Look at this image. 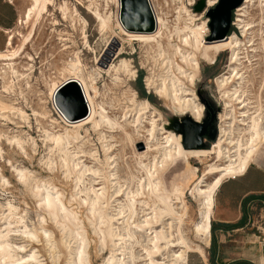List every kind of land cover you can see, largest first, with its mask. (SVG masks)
I'll return each instance as SVG.
<instances>
[{
  "label": "rangeland",
  "instance_id": "rangeland-1",
  "mask_svg": "<svg viewBox=\"0 0 264 264\" xmlns=\"http://www.w3.org/2000/svg\"><path fill=\"white\" fill-rule=\"evenodd\" d=\"M197 1L152 0L157 10L168 20L170 28H172L171 24L175 20L176 11L181 4L197 15L198 22L206 19L208 32L204 38L208 40L209 18L206 12L216 4L217 0L212 6H208L207 1L204 0V9L201 11L194 9ZM4 2L9 4L12 9L3 5ZM29 5L30 0H0V19L7 20L12 17L10 27L0 25V51H5L9 34L13 36L12 48L18 49V55L13 60L0 59V98L5 103H11L23 112L22 118L20 113L16 111L15 113L3 111V114L7 116L0 117V129L3 133L0 136V233L7 235L5 238L12 246H16L15 249L21 247L16 250L18 252H16L18 254L16 258L22 256L25 259L29 255H33L34 258H30L28 264L66 263L69 246L72 245V242L69 238L71 243L69 242L68 247L64 243L63 231L59 226L61 219L60 217L53 219L48 213L39 195V188H36V185L39 184L42 187H48L49 190L60 191L64 206L75 211L84 225L88 236L87 264H106L111 244L109 240L105 244L100 242L98 235L93 232L88 218L90 217L88 214L89 205L79 203L78 198V196L85 197L83 191L79 192V190L83 186H88V177L92 174L86 176L83 182L77 184L75 174L71 170H67L66 167L61 166L58 152L55 148H52V141L45 139L46 133L44 130L47 133H57L63 132L67 128L70 135L77 136L70 139L71 150L76 152L77 160H80L81 164L99 169L98 174L92 175L93 185L95 188L105 185V194L108 196L113 192V186L111 187L107 176L109 169L106 165L102 145L111 144L110 151L106 153L114 155L115 161L112 165H115V167L111 168V171L117 173L122 184L124 176L126 177L131 173L136 177L141 175L142 170L136 162L134 151L143 150L144 144L136 139L133 142L126 140L122 128H107L105 125L93 127L90 121L74 131L71 126L62 120L57 111L58 109H55L54 97H50V87L53 83H59L63 80V75H67L66 71L62 72L66 60L78 53L77 56L82 64L83 73L86 75L92 73V77H94L97 90L95 100L101 103L108 114L115 116L120 123H125L122 115L127 108L132 106L127 104L130 102L129 99H131L133 93L137 100H147L151 109L159 112L161 116L157 122L160 126L162 122L168 124V119L171 116L180 117L185 114L174 113L167 102L153 92L152 86L147 85V77L150 76L156 81L159 73L163 70L160 58L155 54L153 47L144 46L141 42L129 39L121 33L116 24L117 8L113 1L110 0L106 3V0H51L48 12L43 15V18H39L35 22L34 18L27 22L25 20L21 23L18 22ZM240 5L235 7L236 10L234 9L236 13L233 14V20L242 12V10H237ZM61 6L66 8V17L62 15ZM94 6H97L102 14L110 16L108 17L107 26L100 27L98 19L92 13ZM248 10L251 12V18L249 19L256 20L257 9L248 8ZM104 27L107 29L109 27L108 32ZM29 33L30 36L26 38ZM231 33L240 35V29L237 25H234L229 34ZM23 43L25 48L21 50L20 46ZM110 43H113L114 46ZM163 43H165V39ZM117 51L119 53L115 57ZM106 52L108 53L106 54ZM228 57L229 52L224 51L216 56L213 63L200 60V69L193 85L194 91L197 93V97L198 92L200 95L208 96L212 102L219 105V110L216 112L217 134L215 139L208 141L207 147L198 149L213 148L214 142L219 136L218 126L223 110V101L220 97L221 92L218 91L215 83V78L227 74L225 71L227 70ZM121 58L129 60L130 66H132L130 68L135 70L133 75L122 73L120 75L122 82H114L113 77L107 72L97 73L95 68H104L110 62L118 64ZM6 63H12L10 66L13 67L15 72H12ZM140 71L142 74L139 81ZM257 75H259L258 72L255 73V76ZM249 82H247L248 86L246 88L251 92V100H257V93L264 99V87L261 92L259 88L260 77H253L252 83ZM60 96H62L61 91L58 97ZM72 97L71 92H66L64 95L66 100H70L71 106L75 104ZM127 112H131L130 114L133 115L134 110ZM64 119L68 123L79 121ZM123 127L129 132L131 131L127 125H123ZM101 134L105 137L102 138ZM7 135L10 137L14 135L20 141H23L21 143L22 148L15 142L10 143L6 139ZM256 160H258L257 163L264 165V150L253 162H256ZM204 161L191 159L189 164H185L183 160L178 161L174 165L165 167L160 174L166 185V190L178 189L177 191L180 194L182 192L184 200L183 205L179 200L175 203L177 212L182 207L178 213H183V220L179 224L175 218L173 219L171 228L173 237L176 238L181 232L183 237L191 243H199V239L192 231L193 224L198 219L199 197L196 193H191L189 188L195 179L201 176ZM12 165L24 168L26 170L25 177L19 178ZM208 180L209 178L206 179V181ZM126 184L134 189L136 178L130 183L123 184V188ZM116 199L122 200L123 196H115V193H113L104 208L105 212H115L113 205L117 202ZM140 199L148 201L150 205L154 201V197L146 190ZM102 201L103 204H106L105 199H102ZM136 208L137 213L134 218L138 220L143 219L145 213L151 211L150 208L141 211L139 205ZM169 220H171L169 216H163L162 221L153 224L154 226L151 229L137 230L140 242L142 244L146 243V237L152 236L154 229H159L164 222ZM177 248L178 246L173 247V249ZM203 248L205 251V246ZM132 251L136 256L134 260L136 264H143L144 261L149 260V256L146 255L145 250L139 243L134 244ZM161 253L154 254L152 258L167 260L166 250ZM20 261L21 259L18 261L19 264H21ZM200 261L201 257L198 253L194 251L187 253V264H197ZM127 264H131V262L128 260Z\"/></svg>",
  "mask_w": 264,
  "mask_h": 264
},
{
  "label": "bare ground",
  "instance_id": "bare-ground-1",
  "mask_svg": "<svg viewBox=\"0 0 264 264\" xmlns=\"http://www.w3.org/2000/svg\"><path fill=\"white\" fill-rule=\"evenodd\" d=\"M107 1L110 0H106V3ZM111 1L115 3L117 8L116 24L121 33L129 39L141 42L144 46L153 47L155 54L159 56L163 70L159 73L156 81L150 76L147 77V85L152 86L153 92L163 98L174 113L189 114L196 121L201 119L204 106L198 100L197 93L193 88L196 75L200 69V60L213 63L220 52H229L227 70L225 71L227 74L215 78V83L218 91L221 92L220 97L223 101V110L218 126L219 136L214 142L213 148H183L180 134L166 129L164 127L166 122H162L161 126L158 125L157 121L161 116L159 112L151 109L147 100H137L134 93L129 99L130 104H127L132 106L127 108L122 115L125 123H120L115 116L108 114L101 103L95 100L97 90L94 77H92V73L87 75L83 73L82 64L77 56L78 53H75L66 60L65 66L62 68V72L66 71L67 75H63L62 81L53 83L50 87V97H54L57 106L61 109L58 101L59 92H62L70 82H75L81 89L87 106V114L85 117L77 119L79 120L77 122L68 123L57 110L60 117L74 131L90 121L93 127L105 125L107 128H122L125 139L130 142L135 141V139L142 141L144 149L134 151V157L142 173L138 177L132 173L126 177L124 176L121 184L117 173L111 171V168L115 167V165H112L115 161L114 155L106 153L110 151L111 144L102 145L106 165L109 169L107 176L111 187L113 186V192L108 196L105 194V185L98 188L93 185L92 175L98 174L99 169L81 164V161L77 160L76 152L71 150L70 139L77 136L70 135L67 128H65L63 132L57 133H47L44 130L46 133V135L44 134L45 139L52 141V148L57 150L61 166L66 167L67 170H71L75 174L77 184H80L86 176L92 174L88 177V186H83L79 190V192L83 191L85 197L78 196V198L79 203L89 205L88 214L90 217L88 218L93 232L98 235L100 242L105 244L109 240L111 244L106 264H127L128 260L131 264H136L134 262L136 256L132 251L136 243H139L145 250L146 255L149 256V260L144 261L143 264H187V253L189 251L203 255V246L209 243L214 193L218 185L224 178L234 177L242 173L248 164L257 159L258 155L264 150V99L257 93V100H251V92L246 88L248 86L247 82L252 83L253 77L257 76L260 77V92L264 87V0H244L241 3L237 10H242V12L235 18L233 23L240 29L239 36L231 33L224 39L212 41L204 38L208 32L207 20L198 22L197 15L190 12L182 4L177 11L175 10V20L171 24L172 28H170L168 20L157 10L152 0H144L152 21V28H147L128 27L123 20L124 0ZM206 1L208 6L214 5L216 2V0ZM50 4L51 0H30V5L18 22L21 23L23 20L27 22L32 18L35 19V22L37 19L43 18V15L48 12ZM248 8L257 9L256 20L249 19L251 18V12ZM61 9L62 15L66 17V8L61 6ZM92 13L98 19L100 27L108 25V17L110 16L102 14L97 6H94ZM30 33L26 38L30 36ZM12 38L13 36L9 34L5 51H0V59L13 60L18 55V49L12 48ZM164 39L165 43H163ZM110 45H113V43H110ZM24 48L23 43L20 49ZM118 53L119 51L115 53V57ZM6 64L12 72H15L13 67L10 66L12 63ZM130 67H132L130 61L121 58L118 64L110 62L104 68L97 67L95 69L98 74L101 72L109 73L114 82L119 81L120 83L122 82L120 77L122 73L130 75L135 73V70ZM255 71L259 75L255 76ZM54 107L57 109L55 104ZM129 110H134L133 115L130 114L131 112H127ZM3 111H10L11 113L16 111L20 113L21 118L23 117V112L18 107L13 106L11 103H5L0 98V117L7 116L3 114ZM8 121L10 122V120ZM123 125H127L131 131L125 129ZM1 135L3 133L0 129ZM101 137L104 138L105 136L101 134ZM6 139L10 143L15 142L22 148L21 143L23 141H20L14 135L11 137L7 135ZM191 159L205 160L201 176L196 178L189 188L191 193H196L199 197L198 219L194 222L192 228L195 236L199 239V243L189 242L181 232L176 238L173 237L171 231L173 219L175 218L179 224L183 220V213H178L182 207L179 210L178 206L179 211L177 212L175 203L179 200L183 205L184 200L182 192L180 194L177 191L178 189L166 190V185L160 175L165 167L182 160L185 164H189ZM12 167L19 178L25 177L26 170L24 168L14 165ZM135 178L134 189L129 184H126L123 188V184L130 183ZM208 178L209 180L206 181ZM40 187L42 186L36 185L48 213L53 219L57 217L61 219L59 226L63 231L64 243L68 247L70 240L72 242V245L69 246L68 258L65 264H87L88 236L84 225L75 211L64 206L60 191ZM145 190L154 197L152 205L148 201L140 199ZM113 193H115V196H123V199H116L117 202L113 205L115 212H105L104 208ZM102 199L106 200V204H103ZM137 205H139L141 211L146 208H150L151 211L145 213L144 216L142 215L143 219H135ZM10 206L12 207V205ZM163 216H169L171 220L164 222L159 229H154L152 231L154 234L147 236L146 243L142 244L137 235V230L151 229L155 223L162 221ZM66 229L67 231H65ZM6 236L5 233H0V264H19L20 259L21 264H28L30 258H34L33 255H29L25 259L22 256L16 258L18 247L15 249L16 246H12L5 238ZM175 246H178V248L173 249ZM163 250H166L167 260L152 258L156 253L162 254Z\"/></svg>",
  "mask_w": 264,
  "mask_h": 264
},
{
  "label": "crops",
  "instance_id": "crops-1",
  "mask_svg": "<svg viewBox=\"0 0 264 264\" xmlns=\"http://www.w3.org/2000/svg\"><path fill=\"white\" fill-rule=\"evenodd\" d=\"M257 161L216 188L209 243L197 264H264V165Z\"/></svg>",
  "mask_w": 264,
  "mask_h": 264
},
{
  "label": "water",
  "instance_id": "water-1",
  "mask_svg": "<svg viewBox=\"0 0 264 264\" xmlns=\"http://www.w3.org/2000/svg\"><path fill=\"white\" fill-rule=\"evenodd\" d=\"M243 0H217L216 4L209 8L206 12L209 21V36L208 40L224 39L230 28L232 10L239 6ZM196 11L204 9V0H198L194 6ZM123 20L128 27H149L152 28V21L147 12L144 0H124ZM108 52H106L107 54ZM66 92L72 93L74 105H70V100H66L64 95ZM200 102L204 108L211 101H206L198 92ZM71 100V101H72ZM61 109L55 105L58 111L67 120H77L85 117L87 114V106L83 98L79 85L75 82H70L62 91V96L59 97ZM219 106H215L212 112L201 121H196L191 116L185 114L183 116L169 117V123L166 124V129H171L176 134L181 135V144L185 149H198L208 146V141L214 140L217 134L216 128V112ZM205 113V111L203 112Z\"/></svg>",
  "mask_w": 264,
  "mask_h": 264
},
{
  "label": "flooded vegetation",
  "instance_id": "flooded-vegetation-1",
  "mask_svg": "<svg viewBox=\"0 0 264 264\" xmlns=\"http://www.w3.org/2000/svg\"><path fill=\"white\" fill-rule=\"evenodd\" d=\"M235 9V8H234ZM234 9L232 10V16H231V21H230V28H229V31L227 33V35L229 34V32L233 29L234 27V22H233V14H234ZM203 96V95H202ZM204 99L206 101H211V99L208 97V96H203ZM212 102V101H211ZM207 107L204 108L203 112L205 111V113H203V117L204 118L206 116V114H210L212 112V110L214 109L215 106H219L218 104H215V102H212V104L210 102L207 103Z\"/></svg>",
  "mask_w": 264,
  "mask_h": 264
},
{
  "label": "trees",
  "instance_id": "trees-1",
  "mask_svg": "<svg viewBox=\"0 0 264 264\" xmlns=\"http://www.w3.org/2000/svg\"><path fill=\"white\" fill-rule=\"evenodd\" d=\"M3 5L7 6L9 9H12L11 6L9 4H7L6 2H4ZM11 20H12V17L8 18L7 20L0 19V25L1 26H4V27H10L11 26V22H12ZM141 74H142V72L140 71L139 72V76H138V80L139 81L141 79ZM140 89H141V86H140ZM211 264H213V263H211ZM231 264H250V263L249 262H246L244 260H240V261L232 262Z\"/></svg>",
  "mask_w": 264,
  "mask_h": 264
},
{
  "label": "built area",
  "instance_id": "built-area-1",
  "mask_svg": "<svg viewBox=\"0 0 264 264\" xmlns=\"http://www.w3.org/2000/svg\"><path fill=\"white\" fill-rule=\"evenodd\" d=\"M236 10V9H235ZM234 13H236V11H234ZM233 22H234V20H233ZM235 25V24H234Z\"/></svg>",
  "mask_w": 264,
  "mask_h": 264
}]
</instances>
